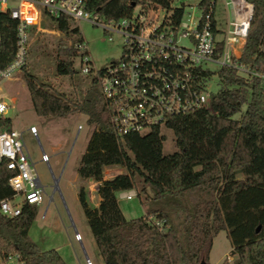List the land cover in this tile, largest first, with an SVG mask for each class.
<instances>
[{
  "label": "trees",
  "instance_id": "1",
  "mask_svg": "<svg viewBox=\"0 0 264 264\" xmlns=\"http://www.w3.org/2000/svg\"><path fill=\"white\" fill-rule=\"evenodd\" d=\"M173 1L90 0L89 9L106 19H119L131 14L134 6L154 4L169 11L176 24L185 8H172ZM245 1L253 11L238 61L250 72L264 74V0ZM215 2L200 0L198 6L207 8ZM49 26L64 37L80 39L63 19H50ZM0 35L3 67L15 53V23L8 15L1 19ZM38 49L53 58L56 76L71 78L76 73L78 53L61 40L51 55L41 46ZM21 72L38 117L82 114L93 128L76 174L82 182L98 183L99 202L91 205L84 186L77 199L103 264H210L213 237L222 231H228L236 256L232 263L224 260L222 264H264V85L260 78L222 68L217 73L220 88L210 96V109L171 117L144 133L117 137L95 79L80 97L71 99L27 74L25 67ZM237 113L239 119L234 118ZM0 128L11 129V119L0 121ZM162 128L173 133L176 151L171 155L163 154ZM112 166L124 172L104 179L105 168ZM9 176L0 166V201L12 195ZM132 190L144 216L127 220L116 196ZM198 190L216 197L188 205L186 198ZM172 209L184 212L181 229L171 221ZM36 215L37 207L29 205L14 218L0 213V258L16 254L23 264H67L56 250L42 252L30 240L28 232Z\"/></svg>",
  "mask_w": 264,
  "mask_h": 264
},
{
  "label": "built area",
  "instance_id": "2",
  "mask_svg": "<svg viewBox=\"0 0 264 264\" xmlns=\"http://www.w3.org/2000/svg\"><path fill=\"white\" fill-rule=\"evenodd\" d=\"M90 0H0V22L8 15L15 23V53L0 66V121L8 117L11 100L4 84L14 79L26 66L29 50L38 33L61 40L77 51L83 75L95 79L99 92L107 104L109 126L117 137L144 133L163 126L171 117L198 109H210L207 84L211 72L207 64L219 70L230 68L239 75L262 80L264 74L250 72L239 63L245 44L253 7L245 0H225L224 6L232 17L225 31H217L213 15L215 4L207 8L198 5L197 19L185 10L178 23L170 12L150 4L134 6L131 14L119 19H106L89 9ZM50 19L67 21L70 30H77L79 41L47 29ZM87 22L99 28L109 41L121 39V56L107 67L95 68L88 45L79 32V24ZM1 44V35H0ZM218 70V71H219ZM31 134H36L31 127ZM41 161L48 162L43 154ZM0 166L10 174L8 186L12 195L0 201V213L7 218L20 215L24 205L39 206L44 201V187L34 164L16 130L0 128ZM134 190L120 192L125 200L135 198ZM20 199V202L17 200ZM76 240L81 237L76 234ZM0 264H23L16 254L0 258ZM85 264H93L86 259Z\"/></svg>",
  "mask_w": 264,
  "mask_h": 264
},
{
  "label": "rangeland",
  "instance_id": "3",
  "mask_svg": "<svg viewBox=\"0 0 264 264\" xmlns=\"http://www.w3.org/2000/svg\"><path fill=\"white\" fill-rule=\"evenodd\" d=\"M199 1L174 0L171 6L172 8L184 6V21L188 13L197 19L200 16V11L196 7ZM226 16L224 0H216L215 17L220 28L224 27ZM47 29H50L49 23ZM79 32L88 45L95 68L107 67L111 61L120 58L121 39L119 37L113 36V40L109 41L101 29L87 22L79 24ZM36 38L29 50L25 72L50 84L55 90L71 99L80 97L82 91L89 87L93 80L92 76L81 73L77 60L74 62L76 73L71 78L56 76L53 58L46 56L38 48L41 46L47 49V53L51 55L57 40L43 33H38ZM207 68L214 73L208 81L207 91L215 94L220 88L217 77L219 67L207 64ZM22 73L24 72L17 73L13 80L4 84V90L12 103L8 117L11 119V128L21 134L24 148L45 187L44 201L37 207V215L28 236L40 251L56 250L67 264H85L86 259L93 264H103L77 199L78 190L84 186L91 205L97 206L99 201L93 188L89 190L76 174L93 128L87 124V117L82 114L59 119L38 117L32 108L25 76ZM244 110L243 105L240 113ZM240 113L235 114L234 118L239 119ZM31 127L35 128L36 134H31ZM161 133L165 137L163 154H173L176 148L172 131L162 128ZM43 154L48 157V162L41 161ZM123 172V170L105 172L104 176L105 179H109ZM237 179L243 180V176L237 175ZM54 180H58L59 191L54 190ZM116 197L119 208L127 220L144 216V209L137 196L131 200L121 199L119 194ZM208 197L215 199L216 196L211 192L207 195L203 190L192 191L186 198V202L191 205L200 198ZM20 201V199L17 200V202ZM169 214L172 223L181 229L183 210L172 209L169 210ZM43 215L45 218L42 219ZM227 233L228 231H222L213 237L209 253L210 264H222L224 260L232 263L235 260L236 256L232 254ZM76 234L81 237L80 240L75 239Z\"/></svg>",
  "mask_w": 264,
  "mask_h": 264
},
{
  "label": "crops",
  "instance_id": "4",
  "mask_svg": "<svg viewBox=\"0 0 264 264\" xmlns=\"http://www.w3.org/2000/svg\"><path fill=\"white\" fill-rule=\"evenodd\" d=\"M225 1V0H224ZM225 7V6H224ZM225 10H226V8H225ZM215 12H216V2H215V8H214V15H213V20H214V25H215V28L217 29V31H219V32H223V31H225V29H226V26H227V22H228V19H229V17L231 18L232 17V15H231V12H228L227 10H226V13H227V16H226V21H225V23H224V27L223 28H220L219 27V24H218V21H217V18L215 17ZM228 15H229V17H228ZM122 171V169H120L119 167H117V166H112V167H107V168H105V170H104V173L105 172H118V171ZM104 179H105V176H104ZM110 179V178H109ZM82 182V181H81ZM82 183H84V184H86V186H87V188L90 190L91 188H93V191H94V193H96V191H97V187H98V183H95V182H82ZM42 184V183H41ZM43 186V185H42ZM44 187V186H43ZM44 189H45V187H44ZM78 193V192H77ZM97 195V194H96ZM86 196H87V198H88V194H86ZM89 199V198H88ZM98 200H99V197H98ZM90 201V200H89ZM99 202V201H98ZM117 202H118V200H117ZM36 207H38V206H36ZM43 218H45V215H43L42 216V219ZM60 255V254H59Z\"/></svg>",
  "mask_w": 264,
  "mask_h": 264
},
{
  "label": "water",
  "instance_id": "5",
  "mask_svg": "<svg viewBox=\"0 0 264 264\" xmlns=\"http://www.w3.org/2000/svg\"><path fill=\"white\" fill-rule=\"evenodd\" d=\"M54 182H55L54 190L59 191V190H58V186H57V182H58V180H54Z\"/></svg>",
  "mask_w": 264,
  "mask_h": 264
},
{
  "label": "clouds",
  "instance_id": "6",
  "mask_svg": "<svg viewBox=\"0 0 264 264\" xmlns=\"http://www.w3.org/2000/svg\"><path fill=\"white\" fill-rule=\"evenodd\" d=\"M3 106H0V109H2Z\"/></svg>",
  "mask_w": 264,
  "mask_h": 264
}]
</instances>
